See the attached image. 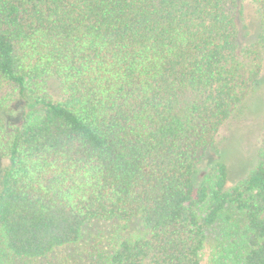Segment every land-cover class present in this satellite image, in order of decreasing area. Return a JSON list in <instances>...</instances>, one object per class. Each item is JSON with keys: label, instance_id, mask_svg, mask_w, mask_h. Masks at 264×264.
Listing matches in <instances>:
<instances>
[{"label": "trees", "instance_id": "obj_1", "mask_svg": "<svg viewBox=\"0 0 264 264\" xmlns=\"http://www.w3.org/2000/svg\"><path fill=\"white\" fill-rule=\"evenodd\" d=\"M241 52L230 0H0V264H264V137L232 185L214 142ZM94 221L112 244L59 259Z\"/></svg>", "mask_w": 264, "mask_h": 264}, {"label": "rangeland", "instance_id": "obj_2", "mask_svg": "<svg viewBox=\"0 0 264 264\" xmlns=\"http://www.w3.org/2000/svg\"><path fill=\"white\" fill-rule=\"evenodd\" d=\"M230 8L238 28V44L242 51L248 91L242 102L243 112L237 113L219 130L214 136V142L219 150L224 149L232 170L229 179V184L232 185L255 164L257 149L264 137V53L257 43L262 12L259 2L230 0ZM51 91L56 99H61L62 92L56 82L52 84ZM22 109L20 101L11 104L13 119L20 117ZM215 154L216 151L214 153L212 149L209 157L204 158L200 164L201 175L209 169L208 162ZM118 227L115 221H94L88 224L82 240L75 246L63 249L59 259L70 263L83 260L86 263L93 251L106 250L112 244ZM136 228H139L137 220L132 223V229ZM210 250L207 245L204 251L205 262Z\"/></svg>", "mask_w": 264, "mask_h": 264}]
</instances>
